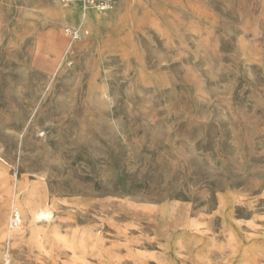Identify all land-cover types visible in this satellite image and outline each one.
<instances>
[{"label":"rangeland","instance_id":"374dc122","mask_svg":"<svg viewBox=\"0 0 264 264\" xmlns=\"http://www.w3.org/2000/svg\"><path fill=\"white\" fill-rule=\"evenodd\" d=\"M0 264H264V0H0Z\"/></svg>","mask_w":264,"mask_h":264},{"label":"built area","instance_id":"2783aa9c","mask_svg":"<svg viewBox=\"0 0 264 264\" xmlns=\"http://www.w3.org/2000/svg\"><path fill=\"white\" fill-rule=\"evenodd\" d=\"M65 2H72V1H76V2H81V3H85L88 5H99L104 7H109L110 4L112 3L113 0H63ZM14 223L16 224V221L14 220Z\"/></svg>","mask_w":264,"mask_h":264},{"label":"bare ground","instance_id":"6f19581e","mask_svg":"<svg viewBox=\"0 0 264 264\" xmlns=\"http://www.w3.org/2000/svg\"><path fill=\"white\" fill-rule=\"evenodd\" d=\"M104 8H105V7H104ZM79 11H80V10H79ZM80 12H82L84 15L86 14V13L83 11V9H82V11H80ZM81 17H83V15H81ZM13 214H15V215H16V219L19 220L18 213H17L16 211H14ZM47 217H48V213H47V212H43V211L34 214V219H35V220H42V219H46Z\"/></svg>","mask_w":264,"mask_h":264}]
</instances>
